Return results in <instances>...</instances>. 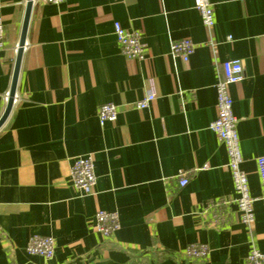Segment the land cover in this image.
I'll use <instances>...</instances> for the list:
<instances>
[{"label":"crops","instance_id":"obj_1","mask_svg":"<svg viewBox=\"0 0 264 264\" xmlns=\"http://www.w3.org/2000/svg\"><path fill=\"white\" fill-rule=\"evenodd\" d=\"M26 1L0 0V116ZM210 2L212 30L193 0H33L15 100L0 126V264H245L250 238L264 252L256 163L264 155V0ZM115 21L140 34L145 60L122 54ZM182 38L195 43L187 61L169 53ZM230 59L244 72L230 93L253 199L251 230L232 201L225 145L209 128L221 62ZM148 92L155 98L147 107L131 106ZM104 103L119 111L101 124ZM84 154L96 175L87 195L70 177ZM184 170L188 183L180 187L174 176ZM216 199L229 200L219 226L202 214ZM97 210L118 215L108 237L95 230ZM33 234L54 239L50 258L26 253ZM193 243L205 244L207 255L187 258Z\"/></svg>","mask_w":264,"mask_h":264},{"label":"built area","instance_id":"obj_2","mask_svg":"<svg viewBox=\"0 0 264 264\" xmlns=\"http://www.w3.org/2000/svg\"><path fill=\"white\" fill-rule=\"evenodd\" d=\"M45 3L59 4L65 0H40ZM193 7L200 15L202 24L212 30L215 24L213 8L210 0H193ZM115 38L122 54L131 60H145L146 49L140 34L135 30L124 28L118 21L113 23ZM231 36L226 41H231ZM216 52L214 40L209 42ZM5 46V28L0 16V51ZM195 49V43L189 38L171 41L169 53L173 57H180L187 61ZM244 77L243 66L240 60L230 59L221 62V76L215 84L216 111L215 120L209 124V128L216 134L218 139L224 143L228 160L227 167L230 171L235 197L233 202L236 206L239 220L249 230L253 228L255 216L253 211V199L249 194L247 174L241 168L243 161L236 124L237 117L232 110V97L230 86L239 82ZM8 95V94H7ZM7 95L4 98L7 99ZM155 98L153 92H148L142 99L135 101L131 106L142 109ZM15 100V97H14ZM118 106L113 103H104L98 109V119L102 124L105 121H113L118 114ZM260 187L264 194V155L256 158ZM70 177L73 187L82 195L92 194L96 183L94 172V161L91 154H84L74 158L70 167ZM178 186L188 183V172L181 171L174 176ZM229 200L216 199L206 204L202 214L210 224L219 226L227 221L229 211L227 206ZM95 230L103 237H108L115 232L119 226V218L116 212L97 210L95 213ZM25 251L29 255H39L50 258L54 253V239L51 236L33 234L29 237ZM208 249L205 244L193 243L187 246L184 254L187 258H203ZM139 264V263H127ZM245 264H264V252H262L253 241L249 240V250L245 257Z\"/></svg>","mask_w":264,"mask_h":264},{"label":"water","instance_id":"obj_3","mask_svg":"<svg viewBox=\"0 0 264 264\" xmlns=\"http://www.w3.org/2000/svg\"><path fill=\"white\" fill-rule=\"evenodd\" d=\"M32 4H33V0H27L26 1V7H25L24 17H23V22H22V28H21V32H20V36H19V40H18V44H17L16 58H15V64H14L11 86H10V89L8 91L5 109L0 116V126L3 124L5 119L8 117L10 110L12 108V105H13L15 92H16L18 73H19V69H20V65H21L23 50H24L25 44H26V35H27V29H28Z\"/></svg>","mask_w":264,"mask_h":264}]
</instances>
